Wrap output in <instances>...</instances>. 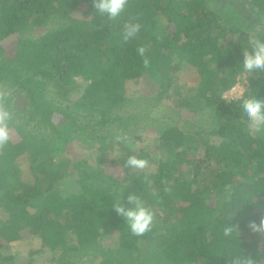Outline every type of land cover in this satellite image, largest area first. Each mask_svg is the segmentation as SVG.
I'll use <instances>...</instances> for the list:
<instances>
[{"label": "trees", "instance_id": "16d2710c", "mask_svg": "<svg viewBox=\"0 0 264 264\" xmlns=\"http://www.w3.org/2000/svg\"><path fill=\"white\" fill-rule=\"evenodd\" d=\"M129 23L142 27L125 41ZM251 38L264 42V0H129L115 20L92 0H0V97L13 112L0 264H264V236L246 227L264 218V132L241 109L264 100V74L243 70ZM159 110L165 126L149 127ZM79 144L97 155L81 159ZM133 155L148 166L125 167ZM129 195L155 214L140 237L114 211ZM32 236L39 251L9 253Z\"/></svg>", "mask_w": 264, "mask_h": 264}, {"label": "clouds", "instance_id": "9594fccd", "mask_svg": "<svg viewBox=\"0 0 264 264\" xmlns=\"http://www.w3.org/2000/svg\"><path fill=\"white\" fill-rule=\"evenodd\" d=\"M129 0H92V4L96 13L101 16H106L111 20H115L121 16L126 10ZM141 24L129 23L124 27L123 38L129 41L137 36L141 31ZM251 50H243V70L249 75L264 74V42L259 39L251 38L249 40ZM147 49L143 46L137 49V54L144 58L145 66L149 61L146 58ZM243 94L239 86H235L229 90L225 99L229 97L233 102ZM242 116L245 121L249 122L255 133L264 132V100L253 98L243 99L241 103ZM13 121V112L9 109L7 99L0 97V148L6 147L11 141V124ZM118 140H125L126 137H118ZM149 162L145 159L137 158L135 155L129 156L125 167L131 169H144ZM117 215L123 217L125 224L133 236L140 237L151 231L155 214L145 206L144 202L136 195L127 197V206L116 203L113 205ZM246 227L253 235L264 236V218L257 223L255 220H250ZM232 228L225 227V235L232 232ZM236 264H250L249 261L237 260Z\"/></svg>", "mask_w": 264, "mask_h": 264}, {"label": "rangeland", "instance_id": "374dc122", "mask_svg": "<svg viewBox=\"0 0 264 264\" xmlns=\"http://www.w3.org/2000/svg\"><path fill=\"white\" fill-rule=\"evenodd\" d=\"M223 4H226V2H223ZM234 8H231V10H233ZM230 10V11H231ZM229 12V11H228ZM184 76L187 77L189 76L188 73L185 71L184 73ZM189 84L196 87L197 86V80L190 76L189 79ZM246 77H244L242 80H240V82L237 84V86H239L240 88V91L241 93L243 94L245 92V89H246ZM138 87L139 85L137 84L136 87H132L128 92H132V93H136L137 90H138ZM154 87H152L150 89V93L153 94L154 92ZM227 94H225L223 97L225 98ZM243 96V95H242ZM241 96V97H242ZM240 97V98H241ZM193 98V95H186V100H191ZM231 100V98L229 97L227 99V101ZM155 116H153L154 119H157L158 121L154 124H150L149 123V127H151V125H157V126H160V127H163L165 125H162L163 122L167 121V117L170 115L169 111L167 110H159V111H155V113L153 114ZM184 119L188 118V119H193L194 117H190L189 114L185 113L183 115ZM164 118V119H163ZM147 127V132H146V135H147V141H145L147 144H151V143H154L156 140L155 138L157 139V137H159V135L157 134V131H155L154 133H152L151 131V128ZM159 128V127H158ZM157 128V130H158ZM151 130V131H150ZM156 144H158V142H156ZM56 147L59 148V150L62 149V145L59 143V144H56ZM79 147H80V150H79V154H80V158L82 159L83 157H90V155H97V148L98 146H95L94 149H86L84 147V145H81L79 144ZM29 167L30 165H27L25 164V166H22V172L23 173H27L29 171ZM33 177V176H32ZM67 194L68 191L66 192ZM108 240V238H106V241ZM42 248V242L40 240V238H38V236H32L30 238H27V239H22L21 241L19 242H15L13 244H11L9 246V253L14 255V256H27L29 253H32V252H36V251H39L40 249ZM50 255V253H47L46 256L42 257L43 259L41 260L42 263L45 262V258H47V256ZM17 259V258H16ZM18 262H20V260L17 259Z\"/></svg>", "mask_w": 264, "mask_h": 264}, {"label": "built area", "instance_id": "2783aa9c", "mask_svg": "<svg viewBox=\"0 0 264 264\" xmlns=\"http://www.w3.org/2000/svg\"><path fill=\"white\" fill-rule=\"evenodd\" d=\"M240 89V88H239Z\"/></svg>", "mask_w": 264, "mask_h": 264}]
</instances>
